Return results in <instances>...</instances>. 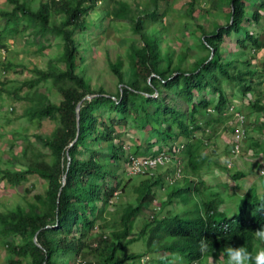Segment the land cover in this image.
Instances as JSON below:
<instances>
[{"label":"trees","instance_id":"1","mask_svg":"<svg viewBox=\"0 0 264 264\" xmlns=\"http://www.w3.org/2000/svg\"><path fill=\"white\" fill-rule=\"evenodd\" d=\"M6 1L11 7L0 8V46L7 47L4 41L7 33L26 30L32 40L48 34L62 38L60 54L50 58L45 68L31 67V75L13 88L14 93L25 91L23 98L28 103L24 113L28 118L50 117L57 123L49 134H35L49 149L48 153L38 156L36 152L19 167L0 168L1 177L11 185L20 184L31 173L45 182L44 191L34 193L32 200L0 211V233L6 235L5 245L13 255L6 264H22L24 258H29V264H144L146 259L142 257L147 251L167 252L157 258L165 264L170 263L169 253L180 252L190 264L204 256L227 258L229 246H243L255 255V243L259 241L254 239V232L264 227V187L258 191L249 186L237 212L226 215L220 208V190L210 188L199 171L210 158L204 147L210 145L215 149L211 143L215 130L212 124L221 122L228 113L235 118L228 109L230 104L242 110L245 101L246 111H259L261 119L264 117L263 99L248 95L244 99L255 90L252 82L258 75L251 61L241 58L242 52L223 59L226 37L233 39L243 52L249 49L253 54L264 48L261 29L253 32L248 28L250 20L260 23L259 6L264 5V0H258L253 8L246 0H208L204 12L228 8L225 23H214L210 30L201 26L197 18V0H188L179 16L180 25L186 29L192 21L200 31V46L207 49L206 55L188 67L181 66L182 55L175 62L174 50L162 48L164 34L160 25L168 13L166 4L161 8V0H144L139 8V4L132 6L127 0H111V6L101 8L99 16L125 19L139 35V40L130 41L125 48L126 70H120L121 59L109 62L121 83L115 93L102 87L94 91L88 78L77 69L76 33L86 28L87 16L101 0H39L37 6L31 5V0ZM4 66L12 64L6 61ZM45 82L54 87L57 99L52 100L40 90ZM234 89L241 94L237 101L232 98ZM164 91L182 98L187 107L171 102L174 98L167 100ZM130 121L144 131V136L140 140L134 138L135 147L127 149L121 141L116 144L113 139L117 128ZM179 137L184 143L180 161H173L165 172L155 169L151 173H129L124 162L128 178L122 189L132 175L143 177L132 187L135 202H121L108 209L118 193L120 178L106 170L104 154L96 148L99 141L107 143L114 161H126L130 154L144 155L171 147ZM229 155L230 150L227 161ZM227 161L226 175L227 169L234 165V162L228 165ZM176 167L180 168V177L167 180L166 176H173ZM261 168L264 165L256 173L264 175ZM242 175L238 171L232 173L235 178ZM182 177L184 185L175 184ZM205 183L208 188L200 186ZM165 184L172 185L170 190L167 188L169 200L176 195L186 201L191 193L195 196V192H205L198 201V210H167L160 214L161 204H153L154 190L163 189ZM146 207L150 209L148 215L144 213ZM138 215L142 217L141 226L131 234ZM15 236L19 241H15ZM140 237H145V251L121 253L128 243ZM202 240L208 244L203 255L199 250Z\"/></svg>","mask_w":264,"mask_h":264},{"label":"rangeland","instance_id":"2","mask_svg":"<svg viewBox=\"0 0 264 264\" xmlns=\"http://www.w3.org/2000/svg\"><path fill=\"white\" fill-rule=\"evenodd\" d=\"M127 1L132 6H135L144 0ZM187 1L188 0H167L166 2L165 0H161L160 3L161 8H164L165 4L168 8V13L164 16L162 25H160L164 34L162 48L164 51L174 50L173 61L175 62L177 61V58L182 55V67L190 66L194 60L207 54V49L201 47L198 41L200 34L198 27L192 24V21L188 22L186 29L180 25L181 19H179V16L183 13V9ZM246 1L247 5H250L251 8L255 7V5L259 2L258 0ZM30 3L33 6H37L39 0H31ZM111 3V0H101V2L98 1V6L87 16L89 21L86 28L83 31L76 33L77 39L79 40V50L77 56L79 66L77 69L88 78L94 91H97L98 88L102 87L108 93H115L121 83H119L117 76L110 69L109 62L121 59L122 63L120 64V70H126L127 64L125 48L130 41L139 40V35L132 31L130 24L125 19H115L107 14L102 15V17L99 16L101 8H109ZM208 4V0H197L195 2V13L201 26H203L206 30H210L214 23L224 24L228 9L227 7L225 9L212 8L209 11L204 12L203 9L208 7ZM10 7L11 4L8 1L0 0V8ZM138 7L140 8L141 5L139 4ZM259 7L261 12L264 13V5ZM262 13L260 23L254 20L248 21L249 30L254 32L255 30L261 29V32L264 33V27H261V25L264 24V15ZM179 27L181 28V31L179 30ZM27 32L28 31L26 30L16 32L15 34L7 33L4 38V41L7 44V47H4L5 54L4 57L0 56V168L19 167L23 161H27L29 158H32L36 152L38 153V156L48 153L49 149L37 140L35 134H49L57 123V120L50 117H43L40 119L28 118V116L24 113L28 103V101L23 98L25 91L18 90L15 93L13 92L14 85L19 84L21 80L31 75V67L37 66L45 68L47 61L52 57L58 56L62 51V38L60 36L48 34L45 38L41 37L39 39L36 38L32 40V37L29 36V33ZM242 33L243 32L240 31V35H242ZM225 43L226 49L223 51V59H230L233 56H239V54H241L240 52H242V57H240L244 59L248 58V60L251 61L252 68H257H254L255 72L260 73V75L258 74L256 79L252 82L255 90L249 94L247 93L244 99L246 100L249 96H259L263 99L262 101H264V77H261L263 75L262 69L264 68V48L250 54L249 49L243 52L237 48L235 41L229 37H226ZM41 44H44V48L42 49ZM6 61L11 63L12 66L6 68L4 66ZM237 65L241 66L239 61L237 62ZM40 90L49 94L52 100L58 98V94L49 82H45L44 85L40 87ZM154 94H156V92H154ZM163 95L166 96L167 100L174 98L175 100L170 101L173 103L176 102L179 107H187L182 98L176 96L172 97V94L167 93V91H164ZM240 96V91L236 90L233 93V97L237 100L240 99ZM243 102L246 103L245 101H242V103ZM253 113L255 112L251 113L249 109L246 111L247 116L253 120H264V117L261 120L260 116H255ZM228 114L229 115H226L221 122L212 124V127L215 130H212L213 140L211 143L215 146V149L211 148L210 145L207 147L205 146L203 149L209 154L210 159L213 160L214 156L218 158L217 161L214 160V162H212V167L216 162H218L221 167L225 165V162L227 161L226 157L228 156L230 148V137L236 123L231 114ZM257 127H259L258 121L255 122V125L253 129L250 130V133L247 132L237 157L239 160L240 157L245 155L243 157L247 159V164L252 163L255 168H259L264 165V126H261L258 129ZM115 134L117 136L113 139L114 143L117 144L121 141L124 147L128 149V146H130V148L135 147L136 143L133 142V139L137 137L140 140L144 136V131L139 130L137 126L130 121L126 124V126H119ZM249 138H258L260 140V145L253 146L252 148H245L244 144ZM96 148L100 149L104 154L102 157L106 170L113 171L116 173V176L120 178L118 193L116 196H113V201L108 204V209L117 207V204L121 202H135L136 192L132 187L139 182L140 178L143 177L140 175H132L131 179L125 186L126 188L122 189L121 185H123L125 180L128 178V175L124 170L125 161L123 159L114 161L112 157L109 156L110 152L107 149L106 142L99 141ZM236 163L239 164V162ZM167 169L169 168L166 166L159 167L157 170L165 172ZM206 169L207 168L205 167L204 170ZM211 169L208 172L204 171V176L208 175ZM238 169L239 167L237 165H232L227 169L229 176L224 174L223 178H220L219 175L214 178L209 177L214 175H209L208 178L210 180L205 179L206 182L209 180V184H215V182L216 184H219L218 188L220 192H224V195L222 196V206H220V208L226 215L236 213L242 199V192L244 191L242 186H240V188H234V194L229 195V193H226L228 190V188H226L227 186H230L233 183L236 184V182L240 185L241 176L236 178L232 176V173L237 172ZM256 177L257 181L252 186H255L258 191H261L264 187V175L256 173ZM202 180L205 181L204 179ZM175 184L183 186V177L181 179L179 178ZM205 185L206 188L209 187L207 183L201 184L200 186L203 187ZM171 187L172 185L166 186L165 184L163 189L154 190L156 201H153V204H161L162 211L160 214L166 213L167 210L169 212H182L185 209L188 211L197 209V207H199L198 201H201V194L205 193L200 194L195 192V196L191 193V195H188L189 199L187 198L186 201H183L176 195L171 196V199L169 200L168 190H170ZM44 188L45 182L38 175L33 173L29 174L27 179L18 185H11L6 182L0 174V211L10 209L16 204L24 205L27 201L33 199L34 193L43 192ZM206 188H203V190ZM206 194H208V192ZM153 204L150 205L153 206ZM148 207L144 209V213H146V215H148L150 210ZM142 213L143 211H141L140 215ZM140 215H138L134 221L131 234H135L141 226L142 217H140ZM5 239L6 235L0 233V264H6L7 259L13 256L5 245ZM15 241H19L18 236H15ZM146 248L145 237H140L139 239L128 243L121 253L143 252ZM262 248H264L263 243H255V252H258ZM167 254V252L162 253L158 251H147L143 256L144 260L146 259L144 264H165L157 261V258L160 255ZM169 255V264H189L188 257L185 254L180 252H171ZM227 259L228 258H226V256L219 259L211 256H204L196 262H190V264H227ZM28 262L29 258H24L22 260V264H29Z\"/></svg>","mask_w":264,"mask_h":264},{"label":"built area","instance_id":"3","mask_svg":"<svg viewBox=\"0 0 264 264\" xmlns=\"http://www.w3.org/2000/svg\"><path fill=\"white\" fill-rule=\"evenodd\" d=\"M4 54V47H0V56L4 57ZM228 109L233 112V116L236 118L234 120L236 121V123L230 140V155L227 161L228 165H232V163L237 159L239 151L243 145V140L247 135V129L245 128V122L247 118L244 111L236 108L234 105L230 104ZM208 111L212 110L208 108ZM183 145V140L181 137H179L177 141H174L171 147H163L157 152H152L144 155L130 154L128 159L125 161L126 169L129 173H151L153 170L158 169L159 167L167 166L168 168L169 166H171L170 164L174 163L173 161H180V154ZM260 173H264V168L260 169ZM178 177H180V168L176 167L175 169H173V176H166V179L169 181H173Z\"/></svg>","mask_w":264,"mask_h":264},{"label":"crops","instance_id":"4","mask_svg":"<svg viewBox=\"0 0 264 264\" xmlns=\"http://www.w3.org/2000/svg\"><path fill=\"white\" fill-rule=\"evenodd\" d=\"M255 68V67H254ZM255 69H257V68H255ZM263 73H264V71H263ZM259 74V73H258ZM258 75H256L254 78L256 79V77H257ZM262 78L264 77V74L261 76ZM232 98L233 99H236L235 97H233L232 96ZM237 100V99H236ZM235 101V100H234ZM242 105V107H241V109H242V111H244L245 112V105L246 104H241ZM240 108V107H239ZM246 114V113H245ZM260 114V112L258 111L257 113L255 112V113H253V115H255V116H260L259 115ZM246 118H247V120H246V122H245V128L247 129L246 131L248 132V133H250V130L251 129H253V127H254V125H255V122H257L258 121V126L259 127H257V129L258 128H260V125H263L264 126V121L262 120V121H260L259 119L257 120V121H255V120H253L252 118H250L249 116H247V114H246ZM234 120L236 119V118H233ZM252 122V124H251V122ZM230 140H231V137H230ZM257 145H260V140L258 139V138H249L248 140H246V142H245V144H244V146H245V148L247 147V148H252L253 146H257ZM153 150V149H152ZM206 150V149H205ZM251 151V150H250ZM150 152V151H149ZM152 152V151H151ZM248 154V153H247ZM243 156H245V155H243ZM240 157V159L238 160V159H236V161L234 162V165L233 166H238L239 167V169L237 170L238 172H242L243 173V175L240 177V185H239V183L238 182H236V184H231L230 186H227L226 188H228V190L226 191V193H229V195L230 194H234L235 192H234V188H240V186H242L243 188H244V191L249 187V186H252L256 181H257V177H256V171H257V168H255V167H253V165H252V163H249V164H247V159L246 158H244V157ZM227 158V157H226ZM214 160L215 161H217L218 160V158H216L215 156H214V159L212 160V159H207L206 160V163L205 164H203V167L200 169V171H199V173H200V176H202L204 179H209L208 178V176L209 175H214V176H209V177H218V175L220 176V178H223V175L226 173V171H225V168H224V165H223V167L221 166H219V163L218 162H216V163H214L213 165V167L211 166L212 165V162H214ZM236 162H239V164H237ZM205 167L207 168L206 170H204L205 169ZM212 168V169H211ZM211 169V171L209 172V174L208 175H205L204 176V171H206V172H208L209 170ZM159 171H162V170H159ZM229 173V172H228ZM254 174H255V176H254ZM222 176V177H221ZM229 176V175H228ZM253 177V178H252ZM232 178V177H231ZM235 178V177H234ZM210 180V179H209ZM209 180L207 181V183L209 184L210 182H209ZM219 181H221V180H219ZM235 181V180H234ZM206 182V181H205ZM211 186H210V188H212V189H214V190H219V188H218V185L219 184H216V182H215V184H210ZM243 191V192H244ZM242 192V193H243ZM225 193V194H226ZM224 195V192H221V196H223ZM220 206H222V205H220Z\"/></svg>","mask_w":264,"mask_h":264},{"label":"clouds","instance_id":"5","mask_svg":"<svg viewBox=\"0 0 264 264\" xmlns=\"http://www.w3.org/2000/svg\"><path fill=\"white\" fill-rule=\"evenodd\" d=\"M254 239L256 241L264 243V227L255 230ZM199 250L202 255L207 253L208 244L206 241L202 240L200 242ZM226 254L228 258L227 264H264V248L260 249L258 252L255 253V255H253V253L249 252L243 246H229L226 249Z\"/></svg>","mask_w":264,"mask_h":264},{"label":"water","instance_id":"6","mask_svg":"<svg viewBox=\"0 0 264 264\" xmlns=\"http://www.w3.org/2000/svg\"><path fill=\"white\" fill-rule=\"evenodd\" d=\"M210 54H212V51H211V53ZM79 107V103L77 104V108ZM68 164V163H67ZM64 178H65V174H63V177H62V182H64ZM35 238V237H34Z\"/></svg>","mask_w":264,"mask_h":264}]
</instances>
